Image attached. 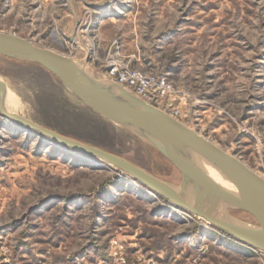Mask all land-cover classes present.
<instances>
[{
  "label": "rangeland",
  "instance_id": "rangeland-1",
  "mask_svg": "<svg viewBox=\"0 0 264 264\" xmlns=\"http://www.w3.org/2000/svg\"><path fill=\"white\" fill-rule=\"evenodd\" d=\"M0 31L73 58L95 80H110L112 53L164 76L171 90L156 106L264 178V0H0ZM0 79L8 111L180 182L145 138L40 64L0 54ZM125 178L0 113V264H123L114 241L125 264H264V251Z\"/></svg>",
  "mask_w": 264,
  "mask_h": 264
},
{
  "label": "water",
  "instance_id": "water-1",
  "mask_svg": "<svg viewBox=\"0 0 264 264\" xmlns=\"http://www.w3.org/2000/svg\"><path fill=\"white\" fill-rule=\"evenodd\" d=\"M0 54L40 64L96 113L145 138L178 169L181 180L177 185L170 184L112 152L62 135L18 113L6 111V84L0 79V113L4 117L75 151L114 164L175 206L204 218L240 243L264 251V178L241 159L118 84L111 82L108 86L103 85L86 74L67 55L40 47L30 39L2 31ZM188 150L200 153L216 165L235 185L238 195L224 190L209 178L191 160ZM188 186L194 191V204L181 197V192ZM234 205H237L234 209L252 215L257 221V228H243L233 224L225 215L224 208ZM213 209H216V212ZM219 210H223L224 214L219 213Z\"/></svg>",
  "mask_w": 264,
  "mask_h": 264
},
{
  "label": "built area",
  "instance_id": "built-area-1",
  "mask_svg": "<svg viewBox=\"0 0 264 264\" xmlns=\"http://www.w3.org/2000/svg\"><path fill=\"white\" fill-rule=\"evenodd\" d=\"M106 67L108 68L107 76L111 82L117 83L132 91L140 99L152 106L157 107L156 103H160L163 95L171 90V85L164 76L149 75L136 68L130 67L117 53H112L106 58ZM170 114L178 119L172 113ZM116 249L117 242L114 241L110 255L115 256L116 259H114L118 262L120 261L125 264L123 257L116 256L121 254Z\"/></svg>",
  "mask_w": 264,
  "mask_h": 264
},
{
  "label": "bare ground",
  "instance_id": "bare-ground-1",
  "mask_svg": "<svg viewBox=\"0 0 264 264\" xmlns=\"http://www.w3.org/2000/svg\"><path fill=\"white\" fill-rule=\"evenodd\" d=\"M73 59V58H72ZM74 60V59H73ZM74 62L86 73L88 74L84 68L82 66H80L75 60ZM89 75V74H88ZM91 76V75H89ZM93 77V76H91ZM2 80V79H1ZM3 81V80H2ZM99 82H101L103 85L105 86H108L109 83H111V80H108V81H102V80H98ZM6 84V83H5ZM117 84V83H116ZM119 85V84H118ZM120 86V85H119ZM122 87L123 89H125L126 91L130 92L131 94H134L132 91L124 88L123 86H120ZM71 91V90H70ZM112 91L114 92H117V90H113ZM72 92V91H71ZM73 93V92H72ZM74 94V93H73ZM75 95V94H74ZM135 95V94H134ZM6 96V95H5ZM136 97H138L137 95H135ZM4 106H5V100H4ZM155 107V106H154ZM6 109V107H5ZM6 111H8L6 109ZM8 112H11V113H14L12 111H8ZM170 114V113H169ZM2 115V114H1ZM21 115V114H20ZM171 115V114H170ZM3 116V115H2ZM4 117V116H3ZM7 118V117H5ZM27 118V117H26ZM29 119V118H28ZM119 126H121L122 128V125H120L119 123H116V122H113ZM19 124V123H18ZM23 126V125H22ZM28 128V127H27ZM32 130V129H31ZM189 151V157L191 158V160L201 169L203 170L206 175L211 178L218 186H220L221 188H223L224 190L232 193L233 195H238V190L237 188L235 187V185L228 179V177L216 166L214 165L211 161H209L207 158H205L203 155H201L200 153L194 151V150H188ZM91 158H94L96 160H100L101 162L103 163H106L108 165H110V167L114 166L115 168H117L114 164L110 163V162H107L106 160H102L98 157H92L90 156ZM119 169V168H118ZM120 170V169H119ZM122 171V170H120ZM254 171V170H253ZM123 174L126 175V180H128L130 183L134 184V185H137V186H144L146 187L148 190H150L151 192L155 193L156 195L160 196L162 198V200L164 199L166 202H168L169 204L173 205L170 201H167V199H165L163 196H161L160 194L156 193L154 190L148 188V186H146L145 184H142L141 182H139L138 180H136L133 176L129 175L128 173H124V171H122ZM257 173V172H256ZM258 174V173H257ZM261 176V175H260ZM262 177V176H261ZM171 184V183H170ZM173 185H177V184H173ZM181 197L191 203V204H194L195 203V197H194V191L193 189L191 188V186L187 187V188H184L183 191L181 192ZM163 200V201H164ZM175 206V205H173ZM237 205H234V206H231V207H236ZM176 207V206H175ZM180 208V207H179ZM214 212H216V209H213ZM219 213H223V210H219L218 211ZM224 214V213H223ZM225 215L228 216L229 220L239 226V227H243V228H257V225H253V224H250V223H246V222H243L242 220L240 219H237L235 217H233L232 215L226 213ZM200 217V216H199ZM202 218V217H201ZM204 219V218H202ZM205 220V219H204ZM206 221V220H205ZM207 222V221H206ZM208 223V222H207ZM210 224V223H209Z\"/></svg>",
  "mask_w": 264,
  "mask_h": 264
}]
</instances>
